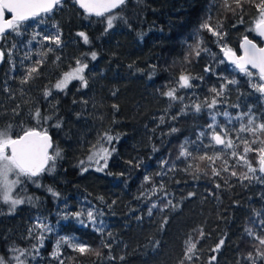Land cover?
Returning <instances> with one entry per match:
<instances>
[{"label":"trees","instance_id":"obj_1","mask_svg":"<svg viewBox=\"0 0 264 264\" xmlns=\"http://www.w3.org/2000/svg\"><path fill=\"white\" fill-rule=\"evenodd\" d=\"M258 3L246 0L243 9L233 14L224 9L222 0H126L122 10L115 11L127 23L117 20L106 32L103 18L88 16L74 0H64L53 13L25 21L22 35L6 34L0 41L5 51L0 67V130L10 126L13 139L29 129L46 130L52 135L53 148L62 154L55 171L46 170L38 178L39 187L21 178L18 196L37 198L34 204L25 203L10 213L0 202V256L7 264H16L13 247L32 253L21 257L25 264H60V260L63 264H264L257 253V249L264 252V245L246 231L264 235L260 224L264 183L241 182L240 174L247 171L244 162L230 156L232 149L221 152L209 128L215 123L217 131L228 129L235 140L236 129L247 121V116L243 121L236 119L241 113L251 110L264 122V94L252 87L260 83L258 72L249 69L253 75L247 76L225 59L222 50L227 47L241 54L245 36L263 44L252 31L259 16ZM206 20L223 35L200 28ZM54 25L61 34L60 46L43 40L56 34ZM79 32L87 33L90 43L85 44ZM33 33L40 35L33 39ZM197 45L200 56L190 55ZM91 52L97 53L95 60ZM77 60L88 64V86L74 80L64 91L54 89ZM33 66L38 67V74L21 84ZM182 74L193 77L191 87L179 86ZM232 80L236 83L229 84ZM222 85H227L224 94L215 97L211 89L220 90ZM171 88L183 99L163 95ZM47 89H52V95L45 97ZM213 98L217 99L215 107H205V99ZM195 103L201 104L199 112L193 110ZM37 109L42 117L39 123L34 119ZM46 116L51 119L45 121ZM57 122L60 127H55ZM173 128L177 131L172 132ZM105 133L119 136L110 146L115 151L107 167L97 171L93 163L83 171L79 162L87 159L94 146H109L102 140ZM247 135L240 133L241 138ZM185 142L192 153L187 159L179 156ZM236 150L242 152V146ZM205 153L219 154L222 159L214 164L199 160ZM248 159L258 167L256 153H249ZM213 167L220 175H213ZM225 167L228 171H223ZM233 170L237 176H231ZM49 187L60 195L54 197ZM153 204L156 207L149 216ZM89 210L103 220L104 234L87 221ZM77 212L85 213L81 217L85 225L70 215ZM41 217L53 231L44 233L43 246L36 254L33 245H38L36 236L42 229L34 226ZM61 237L74 238L101 255L81 254L62 244L56 259L52 253ZM190 237L197 247L193 259L187 260ZM221 239L224 244L213 251Z\"/></svg>","mask_w":264,"mask_h":264},{"label":"snow or ice","instance_id":"obj_2","mask_svg":"<svg viewBox=\"0 0 264 264\" xmlns=\"http://www.w3.org/2000/svg\"><path fill=\"white\" fill-rule=\"evenodd\" d=\"M80 8H82L88 16H96L103 18L105 22V31L112 29L114 27V22L117 20L123 21L125 24L127 20L125 17L117 14L115 10H122V6L126 4V0H74ZM246 0H222L223 7L225 10L236 13L237 9H243V4ZM250 2V0H249ZM235 5V7H233ZM63 6V0H0V41L6 39V33L9 30L16 35H22L21 28L25 21L30 18L47 16L53 13L54 10ZM255 7L258 9L259 16L255 21V27L252 31H255L258 36L264 38V0H259L258 4H255ZM5 11L12 13L11 19H4ZM242 20V18H241ZM39 23H43V19L39 21ZM57 28V32L55 35L44 36L43 40H48L54 43L57 46L62 44L61 34L59 32L58 25H54ZM200 28L206 29L212 32L213 35L217 37H221L223 34L212 27V25L206 20L201 23ZM40 35V33H33V39L36 36ZM79 37L82 38L85 44L90 43L89 37L85 32L77 33ZM142 36V34H141ZM31 43V41H29ZM15 47V45H13ZM241 47L244 48V55L237 57L235 52L227 47H224L222 50L224 51L225 56L229 59L239 71L245 73L247 76L251 77L253 73L249 71L248 66L251 68L258 70V76L260 83H253L252 87L259 93L264 94V47H258L256 44L249 40L247 36L244 37L243 44ZM53 49L49 48L48 51H52ZM206 51V49H204ZM190 55L200 56L201 50L199 49V45H197L192 51L189 53ZM11 53L9 52V56ZM5 51L3 48H0V62L4 60ZM30 58V57H26ZM97 58L96 52H91V59L95 60ZM43 61H37L36 63H42ZM224 61L222 60L221 63ZM76 67L73 68L69 72H65L63 77L59 79L54 84V89L59 91H64L68 84L73 80H79L81 82L82 87L88 86V80L84 76L85 69L88 68L87 63H81L80 60L76 61ZM15 65L13 64V68ZM208 71V69H205ZM34 74H38V67L33 66L26 70L25 75L21 78L20 83L26 84L30 80L34 79ZM191 77L190 75L182 74L179 77V86L181 88L191 87ZM229 84L236 83V81H228ZM227 85H222L220 90L216 88H212L211 91L215 93V97L222 96L224 94V89ZM7 90V89H6ZM45 97L52 95V89H47L44 92ZM171 100H182L183 97L176 96V89L171 88L167 92L163 93ZM204 106L207 108L215 107L217 103V99L213 98L210 102L205 99L203 102ZM115 107V106H114ZM188 106L186 105L185 108ZM193 110L195 112H199L201 110V104L195 103L193 104ZM238 107V105H236ZM225 116H228V113H224ZM247 116L246 123L241 122L238 129H236L235 140L230 134L228 129H221V131H217V125L215 123L210 124L209 128L211 131V140L214 142V145H220L222 148L220 151H224V149H232L230 152V156L233 158H237L238 162L243 161V167L247 169L246 172L240 174L239 179L241 182L244 180L255 179L261 183H264V122L258 121L254 114H251V110L249 113H241L236 117L238 121H243L244 117ZM41 112L37 109L34 113V119L39 121L41 120ZM45 121L51 119V117H43ZM175 119V117H173ZM213 121H215V117L213 116ZM164 120L161 118V123ZM55 127H60V122L55 124ZM172 132H176L177 129L173 128ZM240 133H248L250 135L241 138ZM205 133L201 132L200 137H204ZM119 140V136L113 137L112 135L105 133L102 137V140L106 142L109 146H104L100 144L99 147L94 146V150L88 155L86 160H81L79 163L83 166L82 170L87 171L88 166H91L93 163L96 165L97 171H103L104 168L107 167L108 158L111 156L112 152L115 151L114 147H110L113 140ZM187 142L180 147L179 156L185 159L192 156V153L188 151L186 147ZM242 146V152H238L236 149ZM49 149H53L52 153L49 154ZM249 153H256V161L258 167H254L251 160L248 159ZM62 158L61 151L59 148H53L51 137L47 134V131H36L35 129H29L24 131L23 135L18 138L13 139L10 135V126L7 129L0 130V202L6 204L8 206L10 213H15L18 206L23 205L25 203L34 204L35 199L32 196L20 197L14 196L13 192L15 189L21 185L24 181L21 179L27 178L32 183L36 184L39 187L38 178L41 176L43 172L46 170L49 173H52L56 169V162L58 159ZM199 160L207 159L211 164L215 163L216 159H222V157L217 154L215 156H208L206 153L198 157ZM101 161L103 163H101ZM166 163V162H165ZM223 163L227 165L228 161L223 160ZM139 165H137L138 167ZM192 165H189L191 168ZM199 166H196V171H199ZM223 171H228V168L225 167ZM259 172L261 175H255ZM213 175H220V170L215 167L212 168ZM251 173L252 175H249ZM11 176H14V179H10ZM231 176H237V172L235 170L231 171ZM145 180H150V177H145ZM220 187L219 184L216 185ZM47 191L51 192L54 197H58L60 194L54 191L52 188H48ZM189 195H194V193H189ZM103 200V197L100 198ZM114 203V202H113ZM171 202L169 201V204ZM156 205L153 204L148 209V215H152V208H155ZM74 219L77 220L81 225H85V220L81 219L82 216L85 215L84 212H77L70 214ZM257 215H260L258 212ZM64 219H68V215L63 217ZM87 221L90 225L95 229V231L104 234V225L103 220L97 219V214L93 211L89 210L86 212ZM166 223V221H165ZM262 226V230H264V220L260 221ZM39 229H42V232L38 233L36 239L38 241V245H33V251L38 254L39 248L43 246V241L45 239L44 233H50L53 231V228L49 226L46 222H39L36 226ZM248 235L254 236L255 239L259 242L260 245H264V235L255 234L251 229H246ZM107 235L110 237L112 234L109 232ZM200 235L203 236V231H200ZM62 244L69 245L74 251L85 254L88 252H94L95 255L100 256L101 253L94 249H91L88 245L84 243L74 242V238L69 237H61L56 242L55 251H53L52 256L56 259H59L60 256V247ZM224 244V240L221 239L216 248L213 251H218L219 248ZM186 255L185 258L187 260H192L193 255L195 254V249L197 247V243L192 240L190 237L188 241H186ZM105 247H109L110 245H105ZM13 253H17L13 257L16 261V264H25V261L21 259L26 255H31L28 249H20L13 247L11 249ZM257 253L260 257L264 258V252L259 251L257 249ZM33 258H35L33 256ZM110 259H115V257H109ZM120 259H124V257H120ZM215 260V256L211 258ZM248 259L252 260L253 256L249 253ZM0 264H7L2 256H0ZM60 264H63V260H60ZM183 264V262H181ZM255 264V262H253Z\"/></svg>","mask_w":264,"mask_h":264},{"label":"water","instance_id":"obj_3","mask_svg":"<svg viewBox=\"0 0 264 264\" xmlns=\"http://www.w3.org/2000/svg\"><path fill=\"white\" fill-rule=\"evenodd\" d=\"M64 1V0H63ZM79 6V5H78ZM80 7V6H79ZM82 9V8H81ZM12 13H10V12H7V11H5V14H4V19H11L12 18ZM9 32H10V30H9ZM8 33V32H7ZM6 33V34H7ZM248 37V39L249 40H252V42L254 43V44H256L258 47H264V38H261L262 39V41H263V44L262 45H259L255 40H253V39H251L249 36H247ZM243 40H244V38L242 39V41H241V45L243 44ZM241 45H240V47H241ZM235 52V51H234ZM235 54H236V56L237 57H240V56H243L244 55V48L243 47H241V54H238V53H236L235 52ZM224 57H225V59L228 61V62H230V63H232L229 59H227V57L225 56V54H224ZM4 61V60H3ZM3 61L2 62H0V67H1V65H2V63H3ZM233 64V63H232ZM248 68H251V66L249 65L248 66ZM251 69H253V68H251ZM254 70H256L257 72H258V70L257 69H254ZM36 131H39V130H36ZM41 132V131H40ZM47 134L51 137V140H52V145H53V139H52V135L50 134V133H48L47 132ZM23 135V134H22ZM18 138V137H17ZM15 139V138H14ZM50 151H51V149H49V154H50Z\"/></svg>","mask_w":264,"mask_h":264},{"label":"rangeland","instance_id":"obj_4","mask_svg":"<svg viewBox=\"0 0 264 264\" xmlns=\"http://www.w3.org/2000/svg\"><path fill=\"white\" fill-rule=\"evenodd\" d=\"M81 63H85V62H81ZM76 66H77V65H75L73 68H75ZM73 68H71V69L68 70L67 72L71 71ZM84 76H85V72H84ZM62 77H63V76H62ZM62 77H61V78H62ZM61 78H60V79H61ZM85 78H86V76H85ZM74 80H76V79H73L72 81H74ZM72 81H71V82H72ZM71 82H70V83H71ZM70 83H69V84H70ZM69 84H68V85H69ZM214 122H215V121H214ZM10 179H14V176H11ZM20 188H21V185H19V186L15 189V191L13 192V195H14V196H17V195H18V192H19ZM40 220H41L40 222H46V220H45L43 217H41ZM46 223H47V222H46Z\"/></svg>","mask_w":264,"mask_h":264}]
</instances>
